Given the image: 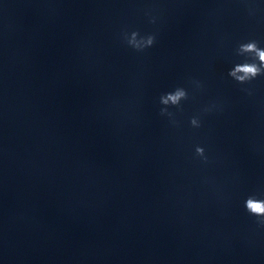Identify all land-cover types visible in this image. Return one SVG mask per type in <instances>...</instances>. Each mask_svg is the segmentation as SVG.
Masks as SVG:
<instances>
[{
  "label": "water",
  "instance_id": "obj_1",
  "mask_svg": "<svg viewBox=\"0 0 264 264\" xmlns=\"http://www.w3.org/2000/svg\"><path fill=\"white\" fill-rule=\"evenodd\" d=\"M249 4L0 0V264H264L244 207L264 198V76H228L238 43L264 47Z\"/></svg>",
  "mask_w": 264,
  "mask_h": 264
},
{
  "label": "clouds",
  "instance_id": "obj_2",
  "mask_svg": "<svg viewBox=\"0 0 264 264\" xmlns=\"http://www.w3.org/2000/svg\"><path fill=\"white\" fill-rule=\"evenodd\" d=\"M245 9L249 16H254L257 8L249 4V0H238ZM150 23L155 24L156 19L152 17ZM123 41L137 52H144L146 49L151 48L157 40L155 32L141 34L139 30L122 32ZM234 54L242 58L235 62L228 70V76L238 84L245 85L255 80L259 76H264V47L260 46L259 41L249 39L237 44ZM199 88V81H191ZM245 91H248L245 89ZM249 94H251L249 92ZM189 97L188 90L183 86H177L172 91L163 93L159 97L160 115L167 116L173 125L178 124L175 120V113L170 111L171 108L181 109V102L187 100ZM204 112H209L211 109L205 108ZM189 125L193 129L202 127V120L199 116H192L189 119ZM194 157L198 158L201 162H208V155L206 154L205 147L196 145L194 148ZM244 207L246 212L256 218V223L264 227V198H260L256 193H250L244 200Z\"/></svg>",
  "mask_w": 264,
  "mask_h": 264
}]
</instances>
